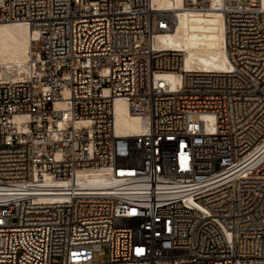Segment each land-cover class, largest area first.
<instances>
[{"label":"built area","instance_id":"1","mask_svg":"<svg viewBox=\"0 0 264 264\" xmlns=\"http://www.w3.org/2000/svg\"><path fill=\"white\" fill-rule=\"evenodd\" d=\"M219 3L226 71L156 45L176 17L151 0H0L32 34L0 75V264H264V0ZM89 167L114 182L77 185Z\"/></svg>","mask_w":264,"mask_h":264},{"label":"bare ground","instance_id":"2","mask_svg":"<svg viewBox=\"0 0 264 264\" xmlns=\"http://www.w3.org/2000/svg\"><path fill=\"white\" fill-rule=\"evenodd\" d=\"M156 9L174 12L173 29L155 36V44L182 52L183 67L207 71H226L230 68L225 49L223 16L219 0H212L206 11L186 10L185 0H151ZM31 30L22 22L0 23V75L14 79L28 71L32 51ZM34 36V35H33ZM169 82L175 81L173 73L162 74ZM115 128L118 134L131 136L142 131L141 119L132 116L120 98L114 102ZM209 120V116H202ZM77 185L85 189L103 188L114 181L106 167H89L80 170Z\"/></svg>","mask_w":264,"mask_h":264},{"label":"rangeland","instance_id":"3","mask_svg":"<svg viewBox=\"0 0 264 264\" xmlns=\"http://www.w3.org/2000/svg\"><path fill=\"white\" fill-rule=\"evenodd\" d=\"M101 247L103 248V250L105 251V253H107V247H106V245L103 244ZM95 258H96L97 260H99V257H98V256H95ZM104 260H106V257L104 258Z\"/></svg>","mask_w":264,"mask_h":264}]
</instances>
